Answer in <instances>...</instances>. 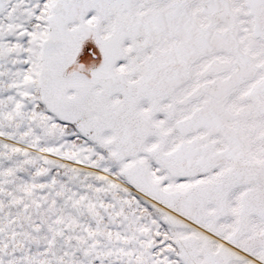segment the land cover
<instances>
[{"label": "snow or ice", "instance_id": "obj_1", "mask_svg": "<svg viewBox=\"0 0 264 264\" xmlns=\"http://www.w3.org/2000/svg\"><path fill=\"white\" fill-rule=\"evenodd\" d=\"M0 264H264V0H0Z\"/></svg>", "mask_w": 264, "mask_h": 264}]
</instances>
